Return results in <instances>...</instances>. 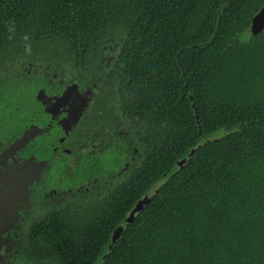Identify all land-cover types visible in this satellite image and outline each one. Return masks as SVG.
<instances>
[{
    "label": "trees",
    "instance_id": "16d2710c",
    "mask_svg": "<svg viewBox=\"0 0 264 264\" xmlns=\"http://www.w3.org/2000/svg\"><path fill=\"white\" fill-rule=\"evenodd\" d=\"M262 7L264 0H0V52L34 38L79 54L103 31L122 28L131 64H145L131 66L135 76L154 89L146 124L161 131L147 135L146 163L126 188L129 210L115 209L108 235L146 200L107 254L111 240L102 243L99 231L94 263L264 264V31L249 32Z\"/></svg>",
    "mask_w": 264,
    "mask_h": 264
},
{
    "label": "flooded vegetation",
    "instance_id": "af4514ba",
    "mask_svg": "<svg viewBox=\"0 0 264 264\" xmlns=\"http://www.w3.org/2000/svg\"><path fill=\"white\" fill-rule=\"evenodd\" d=\"M128 31H103L79 54L25 39L0 52V83L26 98L20 120L0 124V264H97L99 231L105 244L115 209L128 212L147 135L161 131L146 124L154 89L131 68L145 64H131Z\"/></svg>",
    "mask_w": 264,
    "mask_h": 264
},
{
    "label": "rangeland",
    "instance_id": "374dc122",
    "mask_svg": "<svg viewBox=\"0 0 264 264\" xmlns=\"http://www.w3.org/2000/svg\"><path fill=\"white\" fill-rule=\"evenodd\" d=\"M29 40V39H27ZM23 40L21 42L22 47L24 48H33V47H43L46 50H52L55 46H62L58 42H46L40 39L33 40ZM19 47V46H16ZM264 48V39L263 37L258 38V48L259 51ZM259 61L264 63V53L260 51ZM22 88L20 86H13L8 82L0 83V124L8 126L11 123V120H20L19 115L16 113L20 110L22 104L25 103L26 98L21 97ZM11 107H14L12 110ZM16 111V112H15ZM21 114V113H20Z\"/></svg>",
    "mask_w": 264,
    "mask_h": 264
},
{
    "label": "water",
    "instance_id": "95a60500",
    "mask_svg": "<svg viewBox=\"0 0 264 264\" xmlns=\"http://www.w3.org/2000/svg\"><path fill=\"white\" fill-rule=\"evenodd\" d=\"M262 31H264V7H262L252 17L251 24L249 26V32L252 36H256V35L260 34ZM195 121H196V125H197L198 129L200 130L199 118H198L196 110H195ZM159 184H160V182H159ZM144 200H146V199H144ZM144 200L139 201L134 206V208H132L129 211V213L127 214L125 222L123 224L117 225V227L113 230V234H112L110 244H109V246H108V248L104 254H107L111 250L114 242L121 236L124 226L129 224L135 218V216L138 214L139 210L141 209V207L144 203Z\"/></svg>",
    "mask_w": 264,
    "mask_h": 264
}]
</instances>
